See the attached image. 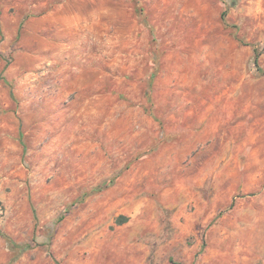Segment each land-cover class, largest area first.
<instances>
[{
  "label": "rangeland",
  "instance_id": "1",
  "mask_svg": "<svg viewBox=\"0 0 264 264\" xmlns=\"http://www.w3.org/2000/svg\"><path fill=\"white\" fill-rule=\"evenodd\" d=\"M0 264H264V0H0Z\"/></svg>",
  "mask_w": 264,
  "mask_h": 264
},
{
  "label": "crops",
  "instance_id": "2",
  "mask_svg": "<svg viewBox=\"0 0 264 264\" xmlns=\"http://www.w3.org/2000/svg\"><path fill=\"white\" fill-rule=\"evenodd\" d=\"M117 219H118V222L117 223L118 224H121V223L124 222L125 217L123 215H119Z\"/></svg>",
  "mask_w": 264,
  "mask_h": 264
},
{
  "label": "trees",
  "instance_id": "3",
  "mask_svg": "<svg viewBox=\"0 0 264 264\" xmlns=\"http://www.w3.org/2000/svg\"><path fill=\"white\" fill-rule=\"evenodd\" d=\"M257 61V55L255 56V62ZM63 216H61L62 218ZM18 255H15V258H17Z\"/></svg>",
  "mask_w": 264,
  "mask_h": 264
}]
</instances>
